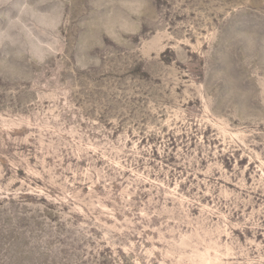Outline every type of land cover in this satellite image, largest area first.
Listing matches in <instances>:
<instances>
[{
    "label": "rangeland",
    "instance_id": "rangeland-1",
    "mask_svg": "<svg viewBox=\"0 0 264 264\" xmlns=\"http://www.w3.org/2000/svg\"><path fill=\"white\" fill-rule=\"evenodd\" d=\"M0 264H264V0H0Z\"/></svg>",
    "mask_w": 264,
    "mask_h": 264
}]
</instances>
